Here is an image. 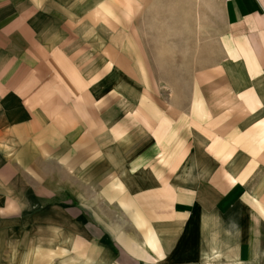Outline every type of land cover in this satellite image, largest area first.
Here are the masks:
<instances>
[{"label": "crops", "instance_id": "0c3cea01", "mask_svg": "<svg viewBox=\"0 0 264 264\" xmlns=\"http://www.w3.org/2000/svg\"><path fill=\"white\" fill-rule=\"evenodd\" d=\"M0 264H264V0H0Z\"/></svg>", "mask_w": 264, "mask_h": 264}]
</instances>
